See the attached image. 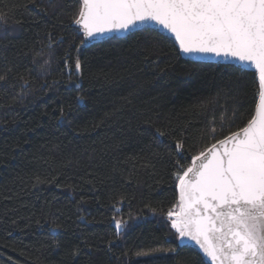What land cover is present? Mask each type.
<instances>
[{
  "label": "trees",
  "instance_id": "1",
  "mask_svg": "<svg viewBox=\"0 0 264 264\" xmlns=\"http://www.w3.org/2000/svg\"><path fill=\"white\" fill-rule=\"evenodd\" d=\"M77 8L0 0V74L11 69L0 82V264H212L166 219L178 198L173 165L214 143L210 128L222 139L241 125L257 73L187 58L154 27L80 46ZM113 218L126 222L118 235Z\"/></svg>",
  "mask_w": 264,
  "mask_h": 264
},
{
  "label": "snow or ice",
  "instance_id": "2",
  "mask_svg": "<svg viewBox=\"0 0 264 264\" xmlns=\"http://www.w3.org/2000/svg\"><path fill=\"white\" fill-rule=\"evenodd\" d=\"M6 18L0 12V21ZM71 22L78 26L80 46L109 33L151 31L155 24L174 36L185 55L223 57L235 61L241 71L255 69L257 98L241 125L222 139L210 128L206 136L214 143L192 155L190 165L175 161L178 198L166 219L170 229L194 241L213 264H264V0H78ZM64 63L71 75L67 54ZM49 65L46 59L40 67L47 71ZM81 68L77 57L78 77ZM9 72L0 74V82H7ZM224 119L222 114L221 130ZM234 119L235 113L228 123ZM156 134L171 133L157 129ZM186 143L183 133L176 136L177 156H183ZM35 182L47 181L37 176ZM121 202H115L114 211H120ZM113 223L117 235L126 227L122 220L113 218ZM60 227L55 225L51 232L58 233ZM79 251H74V259Z\"/></svg>",
  "mask_w": 264,
  "mask_h": 264
},
{
  "label": "water",
  "instance_id": "3",
  "mask_svg": "<svg viewBox=\"0 0 264 264\" xmlns=\"http://www.w3.org/2000/svg\"><path fill=\"white\" fill-rule=\"evenodd\" d=\"M151 27H154V28H157V29L161 30L162 32L166 33L167 35H169L170 37H172V38L174 39V36H173L171 33L167 32V30L163 29L162 27H159V26H157V25H155V24L151 25ZM129 33H131V32H119V33H115V32H114V33H109V34H107V35H105V36H102V37L97 38V39L94 40V41H89V42H87L86 44L89 45V44H91V43H93V42H96V41H99V40H103V39H106V38H109V37H112V36H125V35H127V34H129ZM174 40H175V39H174ZM184 56L187 57V58H190V59L196 60V61H201V62H220V63H226V64H235V65H238L235 61L226 62V59L223 58V57L209 56V57L193 58L192 56H188V55H185V54H184ZM238 66H239V65H238ZM247 69L252 70V71H255V69H254L253 67H251V66L247 67ZM255 72H256V71H255ZM257 77H258V74H257ZM182 240L185 241V242H189V243H193V244L197 245V244H196L194 241H192L190 238H182ZM197 246H198V245H197ZM198 248H199V246H198ZM199 249H200V248H199ZM200 250H201V249H200ZM201 251H202V250H201ZM204 255H205V254H204ZM206 257H207V256H206ZM207 258H208V260L211 262L210 258H209V257H207ZM211 263L213 264V262H211Z\"/></svg>",
  "mask_w": 264,
  "mask_h": 264
}]
</instances>
